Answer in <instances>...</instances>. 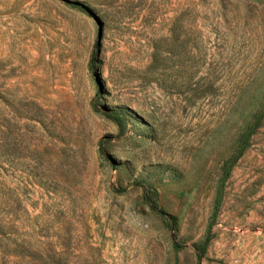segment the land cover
<instances>
[{
	"label": "rangeland",
	"instance_id": "rangeland-1",
	"mask_svg": "<svg viewBox=\"0 0 264 264\" xmlns=\"http://www.w3.org/2000/svg\"><path fill=\"white\" fill-rule=\"evenodd\" d=\"M0 264H264V0H0Z\"/></svg>",
	"mask_w": 264,
	"mask_h": 264
},
{
	"label": "trees",
	"instance_id": "trees-1",
	"mask_svg": "<svg viewBox=\"0 0 264 264\" xmlns=\"http://www.w3.org/2000/svg\"><path fill=\"white\" fill-rule=\"evenodd\" d=\"M256 130V127L251 128L245 135H244V139L246 138L247 140L250 139V137L254 134ZM247 143L245 142V145ZM245 149V146L242 145L240 148V153H242ZM227 178V176L225 177ZM142 189V193L144 196V200L145 202L149 205V207L151 208V210L155 211L156 213H158L160 216L163 217V219L166 221L167 227L173 232L174 238H176V222L175 219L168 215L166 212H164V210L160 207L159 203L157 202V200L154 198L153 193L151 191V189L148 186L145 185H139ZM222 191H223V185H221V188H219V195L217 198V205H216V210H218L219 208V204H220V200L222 198ZM211 241V236H210V231H208L207 236L204 239V242L201 244H196L194 245V249L197 252V255L199 258H201L205 251L206 248L208 246V244Z\"/></svg>",
	"mask_w": 264,
	"mask_h": 264
}]
</instances>
